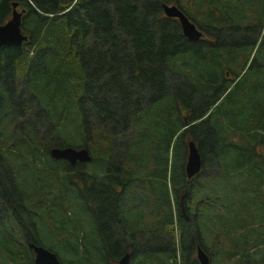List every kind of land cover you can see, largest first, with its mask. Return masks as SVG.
<instances>
[{"label": "trees", "instance_id": "obj_1", "mask_svg": "<svg viewBox=\"0 0 264 264\" xmlns=\"http://www.w3.org/2000/svg\"><path fill=\"white\" fill-rule=\"evenodd\" d=\"M14 2L28 42L0 48V264H34L25 239L61 264L127 253L130 264H188L189 229L223 233L230 260L264 264V0H0V24ZM163 4L202 38L188 42ZM126 133L123 150L112 138ZM186 137L203 138L202 165L204 147L216 168L199 186L203 170L185 176ZM73 138L90 163L50 157ZM228 176L237 191L208 195L228 194L215 221L199 200L188 227L190 193ZM162 241L160 261L148 249Z\"/></svg>", "mask_w": 264, "mask_h": 264}, {"label": "rangeland", "instance_id": "obj_2", "mask_svg": "<svg viewBox=\"0 0 264 264\" xmlns=\"http://www.w3.org/2000/svg\"><path fill=\"white\" fill-rule=\"evenodd\" d=\"M174 20H176V19H174ZM197 28H198V26H197ZM261 36H262L261 38H262V40L264 42V35H261ZM20 84L21 83L18 81V86H20ZM171 88H172L173 91H177L179 89L178 85H175V86L171 85ZM227 103L230 105V103L228 101H227ZM227 103H226L225 107L228 106ZM69 135H70V130L67 129L64 136L68 137ZM225 136H226V142L227 143L231 142L233 140L232 139L233 136H230V135H225ZM188 139H190V137H186L185 138V145H186ZM202 139L203 138L199 139L200 142L196 141L197 146H199L200 144H203ZM112 140L115 141L116 145H117V143L122 144V149L124 150V147L126 145V141H128V135L126 133L125 136H117V137H114V139L112 138ZM69 142H70L71 146H75L76 147L78 145V141L76 139H74V138L69 140ZM236 142L239 143L240 141L237 140ZM203 149H204L205 157H206V166L205 167L203 166V169H202L203 172H202V174L200 176L201 178L198 179V181L197 180H193L190 183V186H192V187L202 185V181H203L204 176L212 175L216 171V168H213V170L210 171L211 168H209V167L211 166V164H210L211 163L210 162L211 159H210V157H209V155L207 153V150L204 147H203ZM238 188H239V180H237V178L234 177V176H228V177H226L225 180L216 182L213 187H205L204 186V188H203L204 191L202 192L203 196L199 195V197H198L197 193H195V192L190 193V198H191V204L192 205H191V208H190V211H191L190 217H188L186 219L187 220V226L188 227L189 226L192 227V225H193L192 224V219L196 215V211H200V208L196 207L197 203H203L205 200H207L209 202H213L212 204H208V205H203L202 206V211L204 213H206L207 215L212 216V213L215 212L218 207H224L225 206L226 202L224 201V198H226L228 194L224 193V192L217 193L216 194L217 195L216 202L214 200H212L210 197H208V195L216 193L217 189L220 190V191H224V190L227 189L228 192L229 191L233 192V191H237ZM216 195H214V197H216ZM199 200H200V202L196 203V201H199ZM223 202H224V206L222 205ZM250 211L255 212L256 210L250 209ZM220 213L223 216H226V212L225 211H222V212L220 211ZM183 215H184V213H183ZM216 216H217V214L215 212L214 216L211 217V221H215ZM174 220H175L174 237H178L177 231H178L179 228H178V224H177V221H176L175 218H174ZM154 223H157V221L154 220ZM196 225L199 228L198 219L196 220ZM210 226H211V230L209 229L208 231H212V233H215V227H213L212 224H210ZM164 228H165V226H164ZM186 233L188 234L187 236L189 237L188 238L189 242L186 241V238L184 239V241L186 242V243H184V254L188 255V259H187L188 264H191L193 260H196V247L197 246L203 252H206V254L209 257L210 264H223L224 262H226L225 264H244V263H242L240 261H237L238 259H240L239 258L240 256L243 258L242 255H236V256H234V258L232 260H230L231 256H230V254L228 253V250H227L229 248V241L226 238H224V234L223 233H222V235H219L218 233L215 234L213 236V238L211 237L212 239L204 237V240H202V239L196 240L195 237L193 236L194 235V231H192V229H189ZM233 235H234V239H236V233L233 234ZM192 240H193V243H191ZM189 243L192 245L191 248H190V250H191L190 254H188V249H189V245L188 244ZM143 244L144 243H142L139 246V249H142L141 246ZM169 246H170V242L169 241H162L161 243L158 244L157 247H152V248H149L148 250L149 251H154L155 253H157L156 255L158 257V260L161 261L162 257L165 256L164 252H168L169 251ZM221 250H222V252H220ZM30 256L33 258V253L32 252H30ZM137 259L138 258H136V260L132 264H139V260H137ZM197 264H198V262H197Z\"/></svg>", "mask_w": 264, "mask_h": 264}, {"label": "water", "instance_id": "obj_3", "mask_svg": "<svg viewBox=\"0 0 264 264\" xmlns=\"http://www.w3.org/2000/svg\"><path fill=\"white\" fill-rule=\"evenodd\" d=\"M17 4H12V15L8 22L0 25V48L1 47H21L24 42L28 41V37L21 33V16L16 11ZM164 16L168 19H176L181 29L182 36L191 43L197 42L202 38V32L197 26L189 20L176 5H162ZM50 157L53 160H63L74 166L76 163H89L91 156L84 148L75 149L71 147L57 148L50 150ZM202 169V160L197 150V145L193 140L187 142V157L184 172L187 180L196 177ZM29 249L34 254V264H61L57 256L42 246L30 243ZM196 260L198 264H210L208 255L199 247L196 250ZM130 256L126 254L120 258L115 264H130Z\"/></svg>", "mask_w": 264, "mask_h": 264}, {"label": "flooded vegetation", "instance_id": "obj_4", "mask_svg": "<svg viewBox=\"0 0 264 264\" xmlns=\"http://www.w3.org/2000/svg\"><path fill=\"white\" fill-rule=\"evenodd\" d=\"M14 3H17V2H14ZM12 10H13V8H12V5H11V7H10V11H9V15H8L7 19H6L3 23L1 22L0 25H3L5 22H7V21L10 19V17H11V13H12ZM16 11H18V12H20V13L22 14V16H21V24H22V20H23V17L25 16V14H26V10L23 9V8H21L20 5H19V3H17ZM21 24H20V28H21ZM21 31H22V30H21ZM162 225H163V224H162ZM25 242H26L27 244H29L27 239H25Z\"/></svg>", "mask_w": 264, "mask_h": 264}, {"label": "bare ground", "instance_id": "obj_5", "mask_svg": "<svg viewBox=\"0 0 264 264\" xmlns=\"http://www.w3.org/2000/svg\"><path fill=\"white\" fill-rule=\"evenodd\" d=\"M128 254V253H127ZM129 256H131V254L129 253ZM132 258V257H131Z\"/></svg>", "mask_w": 264, "mask_h": 264}]
</instances>
